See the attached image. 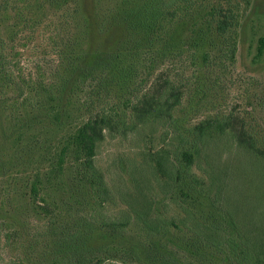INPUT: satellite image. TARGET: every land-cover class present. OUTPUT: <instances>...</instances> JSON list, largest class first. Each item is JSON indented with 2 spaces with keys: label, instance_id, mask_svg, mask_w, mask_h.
Segmentation results:
<instances>
[{
  "label": "trees",
  "instance_id": "trees-1",
  "mask_svg": "<svg viewBox=\"0 0 264 264\" xmlns=\"http://www.w3.org/2000/svg\"><path fill=\"white\" fill-rule=\"evenodd\" d=\"M228 4L165 0L160 19L77 21L85 33L69 37L55 51L49 71L15 75L0 61V167L11 166L10 204L27 211L37 223L36 231L40 224L41 230L50 229L56 237L55 263L71 264L74 258V264H81L84 240L97 232L103 242L97 251L114 247V252L131 257V261L119 259L121 264H168L151 239L173 226L191 234L194 244L223 254L229 264H264V193L253 201L257 216L252 214L247 221L240 218L238 207L223 205L224 210L217 197L201 193L203 182L191 173L200 147L224 146L230 153L250 156L254 177L264 185L263 137L233 113L196 124L191 129L192 147L181 131L173 129L190 80L177 81L176 71L166 64L173 56L182 62L188 53L184 59L195 75L209 67L236 24ZM181 24L187 26L186 36H178ZM261 42L259 54L264 51ZM235 48V40L226 47L231 59ZM158 132L175 140L176 161L165 147L150 159L161 173L164 167L171 170L167 185L181 190L185 204L190 199L193 206L183 207L185 214L179 220L165 219L144 197L138 206H130L132 215H109L106 210L115 197L96 163L100 148L108 139L152 142ZM170 163L175 167L169 169ZM184 176L188 189L181 187ZM211 179L213 185L215 174ZM133 226L145 239L135 252L119 239ZM104 257L110 259L109 254Z\"/></svg>",
  "mask_w": 264,
  "mask_h": 264
},
{
  "label": "rangeland",
  "instance_id": "rangeland-1",
  "mask_svg": "<svg viewBox=\"0 0 264 264\" xmlns=\"http://www.w3.org/2000/svg\"><path fill=\"white\" fill-rule=\"evenodd\" d=\"M164 1L0 0V61L15 75L24 73L29 76L39 70L49 71L56 60L55 51L62 49L69 37L77 38L85 33V29L78 28L77 21L96 19V24L98 19H160ZM213 2L225 7L230 3L237 17L233 31L223 39L225 45L221 54L215 53L212 64L202 68L199 75L194 74L193 66L184 59L188 53L183 54L182 62L173 56L166 64L176 71L177 81L190 80L186 81L188 94L176 113L173 127L188 138L190 147L194 143L191 129L196 124L206 118H223L230 113L244 117L264 139V51L259 54L264 40V0ZM186 35L187 26L181 24L178 36ZM232 38L236 41L233 59L226 53V47L233 46ZM153 139L152 142L139 138L108 139L100 148L96 163L103 170L115 197L106 210L109 215L118 218L129 213L132 215L130 206H138L144 197L154 202L153 210L165 219L179 220L185 214L183 207H189L191 200L185 204L187 201L181 190L167 185V172L171 170L166 172L164 167L165 173H161L155 161L150 159L153 154L164 152L162 148L165 147L175 162L173 156L178 151L175 140L166 135L161 137L160 132ZM161 141L164 142L162 146ZM196 157L191 173L203 182L200 192L207 197H217L224 210L227 205L238 207L240 218L249 221L254 214L255 197L258 195L257 199H262L260 194L264 193V185L254 177L255 166L251 157L230 153L224 146L200 147ZM171 163L169 169L175 167ZM10 167L8 165L7 170L0 167V264H65L63 261L55 263L58 259L54 257L58 252L56 237L50 229L41 230L40 224L36 231L37 223L27 211L10 204L9 199L13 197ZM214 174L216 180L211 185ZM184 177L181 187L188 189L189 180ZM79 227H83L80 222ZM124 234L125 237L119 239L132 246L131 252L144 245L145 239L138 226L127 229ZM191 236L169 226L151 241L162 249V258L168 264H229L223 254L194 244ZM84 243L79 254L81 264H121L119 259L131 261L130 256L114 252V247L104 253L97 251L103 243L100 233L87 236ZM105 254H109L110 259H105ZM74 263L76 260L72 258L71 264Z\"/></svg>",
  "mask_w": 264,
  "mask_h": 264
}]
</instances>
